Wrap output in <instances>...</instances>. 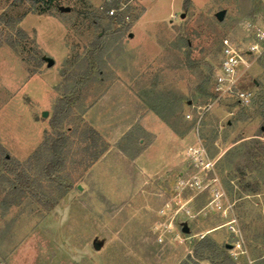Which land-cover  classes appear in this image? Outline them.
<instances>
[{
  "label": "rangeland",
  "instance_id": "rangeland-1",
  "mask_svg": "<svg viewBox=\"0 0 264 264\" xmlns=\"http://www.w3.org/2000/svg\"><path fill=\"white\" fill-rule=\"evenodd\" d=\"M11 1L0 0V14L23 18L0 30L15 36L21 27L28 38L0 46V144L30 187L0 166V264H264V152L246 153L252 138L264 145V55L242 75L251 104L221 101L198 128L221 207L187 222L193 236L183 242L158 243L152 231L185 168L196 106L210 100L221 39L242 40L260 0H117L113 14L104 10L113 0ZM66 97L70 111L53 128ZM136 102L175 133L172 166L144 172L133 162L154 137L138 122L117 136ZM95 114L116 136L94 127ZM88 127L101 136L95 147ZM59 132L68 137L64 162L48 175L46 142ZM209 199L195 196L192 209Z\"/></svg>",
  "mask_w": 264,
  "mask_h": 264
},
{
  "label": "built area",
  "instance_id": "built-area-1",
  "mask_svg": "<svg viewBox=\"0 0 264 264\" xmlns=\"http://www.w3.org/2000/svg\"><path fill=\"white\" fill-rule=\"evenodd\" d=\"M260 3L258 13L244 24L242 40L238 42L230 36L221 39L219 63L209 88L210 100L204 106H196L194 141L185 148V168L179 172L173 185V196L163 201L157 210L159 219L152 231L158 243H164L166 239L183 242L191 238L193 235L183 232V226L204 208L221 207L224 193L218 186L217 178L212 175L213 160L198 135V128L203 114L221 101H231L241 107L252 102L253 93L241 86V79L250 65L264 55V0ZM108 10L110 14L114 13L113 9ZM185 116L191 118L190 113ZM203 193H208L210 199L195 212L192 209L193 199ZM231 230L235 228L231 226ZM197 235L200 238L204 236L202 233Z\"/></svg>",
  "mask_w": 264,
  "mask_h": 264
},
{
  "label": "trees",
  "instance_id": "trees-1",
  "mask_svg": "<svg viewBox=\"0 0 264 264\" xmlns=\"http://www.w3.org/2000/svg\"><path fill=\"white\" fill-rule=\"evenodd\" d=\"M21 1V0H15ZM34 1V0H30ZM14 3V0L11 1ZM118 1L113 0V2H108L105 5V11L111 8L112 6H117ZM23 16H18L14 18V16L1 13L0 14V24H4L6 26L14 27L16 23H18ZM28 34L21 28L17 27L15 30V36H4L2 31L0 30V46L2 44H7L11 48H16L21 40L27 39ZM72 101V97H66V99H60V106L56 109L55 113L51 117V125L53 128H58L64 118L67 117L70 107L69 104ZM166 105V103H164ZM173 112V111H171ZM159 115L160 112L156 111ZM161 115V114H160ZM86 136H90L92 139V146H97V142H102L100 134L92 127H88L85 131ZM68 137L66 134L59 132L56 137H53L49 140L47 144V151L49 152V159L45 164V171L47 174H51L56 168L60 167L63 164V151L65 146L67 145ZM246 153L250 156L256 154H262L264 152V145L258 141L257 138H252L248 143H246ZM103 150V148L101 149ZM105 150V149H104ZM0 166L3 167L7 172L12 173L15 176L16 181L22 187L29 188L30 181L28 179V174L24 169H21V163L18 160L12 159V157L8 154V152L2 147L0 144ZM2 171H0L1 173ZM186 264V263H184Z\"/></svg>",
  "mask_w": 264,
  "mask_h": 264
},
{
  "label": "crops",
  "instance_id": "crops-1",
  "mask_svg": "<svg viewBox=\"0 0 264 264\" xmlns=\"http://www.w3.org/2000/svg\"><path fill=\"white\" fill-rule=\"evenodd\" d=\"M103 98L105 97H102L98 102L104 100ZM98 102L88 109L87 115L90 117L91 115H94V112H96L94 106L98 104ZM95 116L96 119L94 121L92 119L94 127H97L98 129L102 126H110L112 129L110 135L116 136V134H112L114 133L113 129L115 128L113 124L110 125L109 123H103L104 117H102L101 114H95ZM128 118V122L123 125L124 129L121 132H118V137L122 136L131 127V121L138 122L145 132L154 135L153 139L147 144V146L133 158V162H135L144 172H157L166 167L172 166L176 160L173 156L172 145L177 142V137L157 113H154L151 110L142 109L140 103L136 102L134 103L130 117ZM108 137V142H112L110 136Z\"/></svg>",
  "mask_w": 264,
  "mask_h": 264
},
{
  "label": "water",
  "instance_id": "water-1",
  "mask_svg": "<svg viewBox=\"0 0 264 264\" xmlns=\"http://www.w3.org/2000/svg\"><path fill=\"white\" fill-rule=\"evenodd\" d=\"M65 9H66V10H69L68 7H66ZM216 16H217V18H218L219 20H221V19L223 18V16H224V11H223V10L219 11V12L216 14ZM129 36H131V33H129ZM45 60L47 61V65H48V66L53 65V62H54V61H53L52 58H50V57H45ZM42 115H43V116H46V115H47V111H43ZM182 230H183V232H185V233H188V231H189V229H188V227H187L186 225L183 226ZM95 246L98 247L97 244H96Z\"/></svg>",
  "mask_w": 264,
  "mask_h": 264
}]
</instances>
